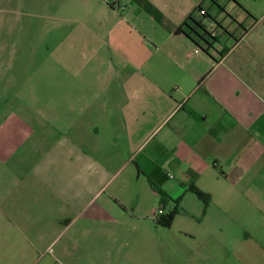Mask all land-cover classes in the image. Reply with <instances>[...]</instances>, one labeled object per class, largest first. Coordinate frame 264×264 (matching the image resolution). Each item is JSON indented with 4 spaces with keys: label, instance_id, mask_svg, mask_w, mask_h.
I'll return each mask as SVG.
<instances>
[{
    "label": "crops",
    "instance_id": "1",
    "mask_svg": "<svg viewBox=\"0 0 264 264\" xmlns=\"http://www.w3.org/2000/svg\"><path fill=\"white\" fill-rule=\"evenodd\" d=\"M208 1L139 0L147 19L88 2L89 22L55 23L39 96L10 49L30 35H0L22 73L0 97V264H264V0ZM191 14L206 32L176 31ZM152 184L189 239H161Z\"/></svg>",
    "mask_w": 264,
    "mask_h": 264
},
{
    "label": "rangeland",
    "instance_id": "2",
    "mask_svg": "<svg viewBox=\"0 0 264 264\" xmlns=\"http://www.w3.org/2000/svg\"><path fill=\"white\" fill-rule=\"evenodd\" d=\"M4 0H1L0 4V22L2 19H8L10 28L14 26V29L8 30V25L2 26L0 29V35H30L28 38H16L10 41V49L13 51H29L30 61L32 63V69L29 75L31 82V88L33 95H40V82L54 81L55 73H45L40 71V63L43 59V55H46L49 49L55 42V33L58 34V30H55V23H60L62 28L60 33L70 34L76 28L78 29L81 23L89 22L93 16V9L88 8L86 5L93 0H13V7L10 9H4ZM102 2H109L116 6L117 10L123 17L136 18L138 16L143 19H147L148 16L155 14L154 8L151 4L141 5L139 0H100ZM150 1V0H149ZM238 0H219V4H233ZM250 4H256L259 7H263L262 0H246ZM138 2V3H137ZM206 5L210 9L216 10V6L206 0ZM128 7H127V6ZM127 9V13L124 11ZM9 10V12H7ZM227 10V9H226ZM228 11V10H227ZM123 13V14H122ZM5 24V23H4ZM79 24V25H78ZM52 35L51 38L44 40L41 35ZM6 56L4 61H6ZM20 72L6 71L0 69V97L8 98L12 96L14 92L19 91L18 82L21 80ZM27 79V73H26ZM11 82H14L12 84ZM17 84V85H16ZM199 227L195 221L189 217L181 215L173 221L170 228H163L161 230V239L180 242L185 239H189V236L185 234H191Z\"/></svg>",
    "mask_w": 264,
    "mask_h": 264
},
{
    "label": "trees",
    "instance_id": "3",
    "mask_svg": "<svg viewBox=\"0 0 264 264\" xmlns=\"http://www.w3.org/2000/svg\"><path fill=\"white\" fill-rule=\"evenodd\" d=\"M240 8H242V7L240 6ZM202 10H203V4L198 5V7L196 8V11L201 13ZM242 10L244 12H246L248 14V16H251L245 9L242 8ZM205 16H206V14L204 13V14H201L200 17H205ZM195 27L202 28L203 31L206 32L205 28H204V25L202 24L201 20L199 18H197V16L191 14L187 18V20L179 28H177L176 31L177 32H185L187 34V36L190 37L191 36L190 34L195 32V29H194ZM183 28H184V30H182ZM185 28H187L188 31L185 30ZM152 187H153V190H155L161 197V199H160L161 207H160L159 210H161L162 213L158 212V214L156 216V222L161 227L170 228L172 226V224H173V221H174L176 215L179 213V210H178V207H177V203L175 202L174 207H172L169 210H166V205L169 202L167 197H166V195L162 192L161 189H159L154 184H152ZM194 193L197 195V197L201 201H203L204 206L206 208V206L208 205V202H209L207 196L205 194H203L202 192L196 190V189L194 190Z\"/></svg>",
    "mask_w": 264,
    "mask_h": 264
},
{
    "label": "built area",
    "instance_id": "4",
    "mask_svg": "<svg viewBox=\"0 0 264 264\" xmlns=\"http://www.w3.org/2000/svg\"><path fill=\"white\" fill-rule=\"evenodd\" d=\"M205 12L202 10L201 11V14H204ZM159 213H162V211L161 210H159Z\"/></svg>",
    "mask_w": 264,
    "mask_h": 264
}]
</instances>
